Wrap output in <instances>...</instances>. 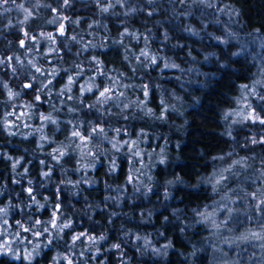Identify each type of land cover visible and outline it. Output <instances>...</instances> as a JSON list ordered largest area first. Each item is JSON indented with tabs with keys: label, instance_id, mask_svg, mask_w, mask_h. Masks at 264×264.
<instances>
[{
	"label": "clouds",
	"instance_id": "9594fccd",
	"mask_svg": "<svg viewBox=\"0 0 264 264\" xmlns=\"http://www.w3.org/2000/svg\"><path fill=\"white\" fill-rule=\"evenodd\" d=\"M0 264H264V0H0Z\"/></svg>",
	"mask_w": 264,
	"mask_h": 264
},
{
	"label": "rangeland",
	"instance_id": "374dc122",
	"mask_svg": "<svg viewBox=\"0 0 264 264\" xmlns=\"http://www.w3.org/2000/svg\"><path fill=\"white\" fill-rule=\"evenodd\" d=\"M0 166H2V162H0ZM3 176V172H0V177Z\"/></svg>",
	"mask_w": 264,
	"mask_h": 264
}]
</instances>
